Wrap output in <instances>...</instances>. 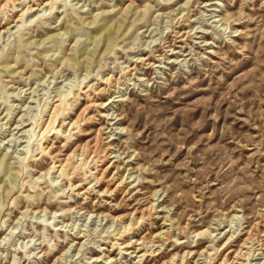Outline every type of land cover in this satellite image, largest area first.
<instances>
[{"label": "rangeland", "instance_id": "1", "mask_svg": "<svg viewBox=\"0 0 264 264\" xmlns=\"http://www.w3.org/2000/svg\"><path fill=\"white\" fill-rule=\"evenodd\" d=\"M224 259L264 264V0H0V264Z\"/></svg>", "mask_w": 264, "mask_h": 264}, {"label": "bare ground", "instance_id": "2", "mask_svg": "<svg viewBox=\"0 0 264 264\" xmlns=\"http://www.w3.org/2000/svg\"><path fill=\"white\" fill-rule=\"evenodd\" d=\"M45 3V2H44ZM46 5V4H45ZM31 9V8H30ZM29 9V7H26L24 10H22V12H21V14L19 15V17L20 18H23L24 17V15L26 14V13H28V12H30V11H32V9L30 10ZM21 10V9H20ZM18 21V20H17ZM109 27H111V26H109ZM109 42H110V39H109ZM147 60V59H146ZM131 70V69H130ZM108 80V79H107ZM52 109H56V105H55V107L53 108L52 107ZM79 118V117H78ZM48 124H49V122H50V120H51V118H49V116H48ZM47 124V125H48ZM46 126V125H45ZM111 153V152H110ZM109 153V154H110ZM92 154V153H91ZM113 158L114 156H110V158ZM111 166V164H108V166H106L104 169H100L101 170V176H102V174L109 168ZM62 170V169H61ZM108 191V190H107ZM112 190H110L109 191V193L111 192ZM154 208H153V206H149V207H147V208H145V209H142V210H140V211H138L137 213H138V217H137V219L138 220H142L145 216H149L150 215V211H152ZM129 224H127L126 226H128ZM164 234V241L165 240H167L168 239V236H169V233H168V231L166 230L165 231V233H163ZM255 236V234L254 233H252V232H249L248 233V237L245 239V241H244V243L242 244V248L243 247H245L244 245L246 244V243H251V240L253 239V237ZM163 237V236H162ZM154 237L152 236V237H150L149 236V242L153 245L154 243H155V239H153ZM154 251V250H153ZM152 251V252H153ZM190 253L189 252H187V253H185V254H183V255H181L180 256V259H181V262H183V260H184V258L185 257H187V255H189ZM240 254H242V249L240 248V249H238V251L235 253V255H234V258L235 257H238ZM154 255H155V252H154ZM226 257V256H225ZM239 258V257H238ZM174 259H177L176 258V256H174L173 258H172V260H174ZM225 260L226 259H224V261L222 262V264L225 262ZM185 261V260H184ZM187 261V260H186ZM173 263V262H172ZM208 263H209V261H208ZM233 263H236V262H233ZM171 264V263H170Z\"/></svg>", "mask_w": 264, "mask_h": 264}]
</instances>
